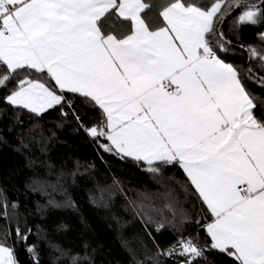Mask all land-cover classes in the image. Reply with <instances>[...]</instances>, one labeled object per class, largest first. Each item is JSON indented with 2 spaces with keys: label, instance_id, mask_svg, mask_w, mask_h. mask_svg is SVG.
<instances>
[{
  "label": "snow or ice",
  "instance_id": "obj_1",
  "mask_svg": "<svg viewBox=\"0 0 264 264\" xmlns=\"http://www.w3.org/2000/svg\"><path fill=\"white\" fill-rule=\"evenodd\" d=\"M226 3L241 10L240 24L264 20V0H0V104L16 124L21 111L42 118L58 110L104 152L150 173L183 170L208 239L181 236L158 251L176 264H207L210 251L264 264V100L221 58L230 43L223 33L215 47L210 40ZM248 51L264 62V50ZM254 78L264 86V76ZM80 107L98 118L87 121ZM165 211L187 216L172 193ZM10 234L0 240V264H19ZM30 234L17 226L15 240L35 256Z\"/></svg>",
  "mask_w": 264,
  "mask_h": 264
},
{
  "label": "trees",
  "instance_id": "obj_2",
  "mask_svg": "<svg viewBox=\"0 0 264 264\" xmlns=\"http://www.w3.org/2000/svg\"><path fill=\"white\" fill-rule=\"evenodd\" d=\"M196 2L207 5L211 0ZM246 2L260 4V0ZM228 13L226 3L210 37L214 47ZM240 14L239 9L225 22L223 40L247 51L249 45L264 50V20L240 24ZM225 47L221 58L237 68L250 94L264 100V86L254 78L264 76V62L252 58L248 67L246 51L230 44ZM78 111L86 112L89 122L98 118V113L82 107ZM0 113V240L11 233L6 243L14 247L19 264L36 260L38 264H71L72 256L79 257L81 264H176L175 257L157 255L158 251L181 236H195L201 243L208 239L201 227V203L186 195L184 186L189 190L191 186L178 166H166L162 174H155L143 163L104 152L78 129L71 114L65 120L58 110L42 118L21 111L22 125L16 124L12 108L0 104ZM169 193L186 217L173 218L167 211L160 215ZM161 223L164 228L157 231ZM17 226L31 229L28 244L35 245V256L16 242ZM207 257V264H232L231 258L215 251Z\"/></svg>",
  "mask_w": 264,
  "mask_h": 264
},
{
  "label": "water",
  "instance_id": "obj_3",
  "mask_svg": "<svg viewBox=\"0 0 264 264\" xmlns=\"http://www.w3.org/2000/svg\"><path fill=\"white\" fill-rule=\"evenodd\" d=\"M257 5H259V4H257ZM238 10H239V9H235V10L230 11V12L226 15V17L221 21V24H220V26H219V30H218L219 35H220L221 32L223 33V27H224V24H225V22L227 21V19H228L229 17H231L232 15H234ZM229 44H230L231 46H238V47H240L241 49H243L244 51H246V52L248 53V67H249L252 58L250 57V54H249V52L247 51V49H246L245 47H242V46H240V45H236V44H234V43H229Z\"/></svg>",
  "mask_w": 264,
  "mask_h": 264
}]
</instances>
